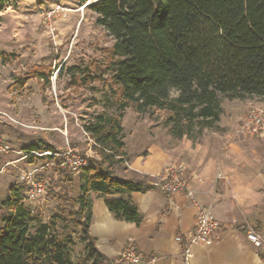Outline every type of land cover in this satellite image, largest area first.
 Masks as SVG:
<instances>
[{
	"label": "trees",
	"instance_id": "16d2710c",
	"mask_svg": "<svg viewBox=\"0 0 264 264\" xmlns=\"http://www.w3.org/2000/svg\"><path fill=\"white\" fill-rule=\"evenodd\" d=\"M86 8L113 43L103 50L106 64L92 62L79 70L81 77L72 74L71 86L103 84L117 113L103 111L83 125L97 158L77 173L60 168V156L31 155L62 153L45 140L22 148L29 165L53 163L56 185L63 189L52 194L67 206L44 222L26 203L24 183L9 186L0 201V264H122L101 254L89 235L90 195L119 196L105 200L117 221L139 225L143 220L131 195L150 191L154 182L146 176L123 180L114 173L126 162L127 109L165 112L170 136L196 143L205 130H219L221 100H264V0H95ZM37 78L49 82V70L34 69L16 81L23 88ZM75 180L78 194L69 197ZM77 241L82 256L74 260ZM257 254L264 262V253Z\"/></svg>",
	"mask_w": 264,
	"mask_h": 264
},
{
	"label": "rangeland",
	"instance_id": "374dc122",
	"mask_svg": "<svg viewBox=\"0 0 264 264\" xmlns=\"http://www.w3.org/2000/svg\"><path fill=\"white\" fill-rule=\"evenodd\" d=\"M93 1L0 0V141L10 149L8 155L0 158V168L10 163L0 173V201L9 186L22 185L23 173L43 166L42 161L36 165L27 164L22 153L25 145L45 140L59 151L75 149L90 161L92 158L84 147L92 142L84 133L83 125L103 111L117 113L103 84L93 82L84 88L71 86L72 74L81 77L80 71L92 62L101 66L106 64L103 50L113 43L106 32L95 25V16L86 8ZM56 9L47 23L42 13ZM34 69L45 73L49 70V82L31 79L20 88L16 77H25ZM176 95L175 91L171 92L172 97ZM227 105H237V114L241 111L240 118L235 120V132L249 110L264 112V100L256 97L221 100V109L227 111ZM166 116L165 112L154 109L145 114L127 109L122 119L126 145L131 149L137 139L144 143L148 136L163 145L178 141L170 136L164 125ZM240 137L245 144L244 150L250 155V173L256 170L262 190L257 195L258 206L232 208V225L244 227L245 239L250 246L256 252L264 253V135ZM36 179L48 183L44 199L26 203L48 222L59 207L67 206L57 202L52 194L63 187L56 185V171L52 165L41 168ZM76 194L78 184L75 180L74 188L68 189V196L75 197ZM248 235L254 236L259 246L253 244ZM82 249L77 241L72 250L74 260L82 256Z\"/></svg>",
	"mask_w": 264,
	"mask_h": 264
},
{
	"label": "crops",
	"instance_id": "0c3cea01",
	"mask_svg": "<svg viewBox=\"0 0 264 264\" xmlns=\"http://www.w3.org/2000/svg\"><path fill=\"white\" fill-rule=\"evenodd\" d=\"M237 107L227 105V111L222 107L219 130H205L196 143L183 138L163 145L151 136L144 143L137 139L131 149L125 143L126 162L114 167L116 177L139 180L146 176L154 182L169 165L177 164L194 195L189 198L182 190L169 199L158 187L133 193L131 201L143 217L135 225L115 220L108 211L105 200L119 196L91 194L89 235L101 254L116 259L131 246L142 257L141 264H264L245 239L244 227L232 225V208L258 206L262 190L256 170L250 173V155L242 137L234 131L241 113L238 116ZM84 149L90 158H97L92 144ZM197 205L211 208L219 230L216 238L193 244L186 262L183 252L190 244Z\"/></svg>",
	"mask_w": 264,
	"mask_h": 264
},
{
	"label": "built area",
	"instance_id": "2783aa9c",
	"mask_svg": "<svg viewBox=\"0 0 264 264\" xmlns=\"http://www.w3.org/2000/svg\"><path fill=\"white\" fill-rule=\"evenodd\" d=\"M57 11L51 10L47 13H42L44 19L49 23L52 15ZM49 28L50 25H48ZM236 134L244 137H261L264 135V112L259 109H251L247 112L238 129ZM10 149L2 141H0V158L8 155ZM32 156L36 157H52L57 158L60 156L62 158L61 163L58 165L62 169L71 170L72 172H79L81 169L86 168L90 165V161L81 156L80 153L75 149H65L61 154H37L31 153ZM26 159V156H23ZM10 163H5L0 168V173L5 171ZM53 166V163L46 164L42 167H35L31 169L28 173H23L22 182L26 186L25 200L29 203L39 202L44 199L45 191L48 187V183L45 180H37L36 177L40 172L41 168H46L48 166ZM154 185L160 188L165 195L172 199V197L179 191L186 190L189 198H192L194 191L190 190L189 187L185 184L183 179V168L181 165L171 164L169 165L164 173L154 181ZM219 230V224L216 222L211 208L207 206L197 205L196 221L194 229L191 234V240L188 247L185 248L183 255L185 261H188L189 255L191 253V246L200 242L212 240L217 237ZM248 239L259 246L257 239L248 235ZM120 260L122 264H141L143 259L137 253L135 248L129 246L125 248L120 254Z\"/></svg>",
	"mask_w": 264,
	"mask_h": 264
}]
</instances>
